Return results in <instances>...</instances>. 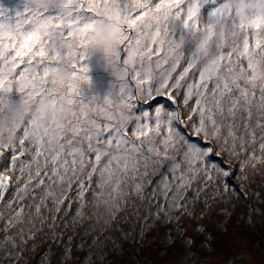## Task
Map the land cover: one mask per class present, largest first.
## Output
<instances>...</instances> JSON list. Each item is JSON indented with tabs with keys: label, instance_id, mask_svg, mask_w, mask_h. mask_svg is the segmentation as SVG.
Returning <instances> with one entry per match:
<instances>
[{
	"label": "snow or ice",
	"instance_id": "1",
	"mask_svg": "<svg viewBox=\"0 0 264 264\" xmlns=\"http://www.w3.org/2000/svg\"><path fill=\"white\" fill-rule=\"evenodd\" d=\"M69 5L42 12L25 3L15 15L0 7V115L17 104L14 94L30 112H72L63 123L34 116L16 128L15 143L0 144L5 247H18L8 230L23 232L26 219L31 240L36 221L55 227L90 205L112 216L134 197L170 220L169 210L189 214V202L235 195L231 181L264 164V0ZM112 19L122 22L113 68L127 75L103 98H85L88 40Z\"/></svg>",
	"mask_w": 264,
	"mask_h": 264
},
{
	"label": "rangeland",
	"instance_id": "2",
	"mask_svg": "<svg viewBox=\"0 0 264 264\" xmlns=\"http://www.w3.org/2000/svg\"><path fill=\"white\" fill-rule=\"evenodd\" d=\"M0 7L8 10L13 7L19 12L24 10L19 7V0H0ZM88 66L90 70L105 71L103 62L95 59H90ZM108 73H110V81L115 82L110 70ZM12 100L14 103H19V95ZM227 164L228 162L225 161L224 166L227 167ZM247 172L246 181L239 178L231 181L236 186L237 193L226 198H217V204L213 210L206 211V214L195 212L193 207L188 205L189 214L187 215L169 210L168 215L171 217L169 220L164 213L157 217L154 211L149 212L148 205L141 206L140 201L133 197L131 198L132 203L127 206L122 204L120 211L112 216L110 214L101 215V212H96L90 205L82 219L73 220L72 214H68L67 218L60 216L55 227L52 226L50 219L43 224L36 221L34 227L41 230L33 232L34 239L31 240H27V237L29 228L33 225L29 224L26 219L22 225L23 232L17 230L21 225L8 230L15 235L17 248L10 245L5 247L4 225L0 223V264H66L72 262L73 264H105L103 260L106 256L112 259L111 254L116 255V264H146L147 260L143 259L146 253L159 248L165 250L169 241L167 239L170 236H173V242L168 243L165 255L159 258L155 252H151L149 256L152 259L151 262L162 264L164 260L170 258L173 261L177 258L175 264H264V247L262 246L264 231L261 233L260 227L249 226L252 233H260L261 242L259 243L257 235H249L246 229L237 232L236 228V219L244 228L241 213H252L256 220L264 221V164L254 170L249 167ZM9 183L10 193L8 195H11V188L15 185L11 181ZM205 194L201 193V196ZM188 195L189 197L194 196L192 191ZM75 200L74 196L73 213L76 206ZM221 201H225V208H230L233 213L231 215H234L230 219V225L229 221L224 222V218L220 219V216L226 213V211L218 210L224 208ZM152 203L155 206V200ZM250 208L253 211H250ZM52 211L55 214V210ZM207 213L209 215L207 218L204 216L198 218L199 215H207ZM25 215L34 216L35 213L34 211L29 213L26 209ZM47 215L48 213L45 212L46 217ZM237 215L240 216L236 218ZM222 223L225 225L228 223L227 228H222ZM147 225L152 228L156 227L150 236L147 235ZM162 232L167 235V239L164 236V239L161 238ZM22 237L27 240L26 244L21 243ZM69 237L72 240H69ZM130 237L133 238V246H129ZM186 238H191L194 243L191 246L188 245L185 242ZM180 241L185 244L181 245ZM213 241H218V245H211ZM64 243L67 246L63 245ZM67 243L69 245L73 243L75 251ZM36 244L39 248L31 251L30 248ZM135 245L139 251V258L135 255L136 248L133 249ZM21 249L23 250L22 255H17ZM66 249H70V255L66 254ZM198 251L202 252L198 255ZM8 252L12 255H6ZM80 257L82 261L78 260Z\"/></svg>",
	"mask_w": 264,
	"mask_h": 264
},
{
	"label": "clouds",
	"instance_id": "3",
	"mask_svg": "<svg viewBox=\"0 0 264 264\" xmlns=\"http://www.w3.org/2000/svg\"><path fill=\"white\" fill-rule=\"evenodd\" d=\"M31 8L47 12L56 10L58 12H67L69 10V0H25ZM122 22L116 19L105 20L99 25L95 32L90 35L88 40V52L90 58H98L103 62L104 70L111 71L115 82L122 83L127 75L126 69H121L118 73L113 68L115 61V53L121 39ZM63 77L57 79V86H60ZM38 116L42 123H50L55 119L57 122L63 123L72 119V112L69 108H65L63 112L53 116L50 109L41 108L33 109L31 112L22 104L8 105L3 107V113L0 115V144L11 145L15 143V130L27 120ZM47 134L51 137L52 128H46ZM111 209H105L101 215L109 214Z\"/></svg>",
	"mask_w": 264,
	"mask_h": 264
},
{
	"label": "trees",
	"instance_id": "4",
	"mask_svg": "<svg viewBox=\"0 0 264 264\" xmlns=\"http://www.w3.org/2000/svg\"><path fill=\"white\" fill-rule=\"evenodd\" d=\"M261 166V164L260 165H258L257 167H260ZM256 167V168H257ZM12 183V182H11ZM192 193H193V195H194V191H192ZM217 198H221L220 196H216V197H214V198H212V199H209L206 203H205V201L203 200V199H200V200H197L195 203H192V202H189V205L190 206H192L193 207V210H195V212L196 211H199V212H202V213H204L205 212V214H206V211H208V212H210L211 210H213V207H215V205L217 204ZM223 204H224V208L222 207V208H220V209H218L219 211H226V213H223V215H221L220 216V219L221 218H224V222H226V221H229V225H230V219H231V217L232 216H234V215H231V214H233L232 213V211H231V209L230 208H225L226 207V204H225V201H221ZM250 211H253V209L252 208H250ZM226 214V215H225ZM247 214H249V215H247ZM206 217L207 218V216H209L208 215V213H207V215H199L198 216V218L199 217ZM238 216H240V215H237L236 216V218H238ZM194 217H196V216H194ZM243 219H245V220H243ZM241 220L244 222V228H243V226H240L239 225V222H238V220L236 219L235 221H236V224H237V226H236V228H237V232L238 231H240V230H245L246 229V231H247V233L249 234V235H257V241L260 243L261 242V238L259 237V235H260V233H258V232H251V228L249 227V226H256L257 228L258 227H260L259 228V230L261 231V233L264 231V228H263V226H264V221H258V220H256L255 218H254V216L252 215V213H245V214H243V213H241ZM138 226V225H137ZM221 226H222V228H224V227H226L227 228V226H228V223H227V225H225L224 223H222L221 224ZM160 228H162V227H160ZM220 228V227H219ZM147 235H151L152 233H153V231L156 229V227L154 226L153 228H152V226H148L147 225ZM248 229H249V232H248ZM52 233V232H51ZM51 233H50V237L52 236L51 235ZM127 233V232H126ZM160 235H162V239H164V237L166 238V234L164 233V232H162ZM197 235V234H196ZM148 236V237H149ZM164 236V237H163ZM171 238V239H170ZM170 238H166L167 240H169L168 242H167V246H168V243H171V242H173V236H170ZM130 244H129V246H133V238L132 237H130ZM180 239V238H179ZM178 239V240H179ZM72 240V239H71ZM52 242H54V240L52 241ZM69 242V241H68ZM75 243V242H74ZM181 245H184L185 243H183L182 241H180L179 242ZM68 244V243H67ZM63 245H65V246H67L65 243L63 244ZM211 245H213V246H215V245H218V241H216V242H212V244ZM68 246H70V248H72L74 251H75V247H74V244L73 243H70V245L68 244ZM166 246V247H167ZM263 247H264V244L262 245ZM166 247H165V250H163V249H161V248H159V249H153L152 251H148L147 253H146V256H145V258H143L144 260H147V263L146 264H150V263H153V264H155V262H151L152 261V259L149 257V256H151L150 255V253L151 252H155L156 253V256H158L159 258L160 257H163L164 255H165V252H167L166 251ZM37 248H39V246H38V244H36V245H34V246H32L30 249H31V251H33V250H36ZM136 248V252H135V255H136V257H138L139 258V251H138V249H137V247H136V245L133 247V249H135ZM205 250H207V249H205ZM77 251V250H76ZM202 251H198L197 252V254L199 255V253H201ZM205 252H207V251H205ZM73 254H74V252H73ZM196 254V255H197ZM111 258L112 259H110L108 256H106L105 257V259L103 260V263L104 262H106L105 264H116L117 263V258H116V255L115 254H111ZM149 258V259H148ZM66 260V259H65ZM78 260L79 261H82L83 259H82V257H80V258H78ZM75 261V260H74ZM176 261H177V258H175V259H173V261H171L170 260V258L169 259H167V260H164L163 261V263H162V261H161V263L162 264H175L176 263ZM51 264H54V263H51ZM64 264V263H63ZM66 264H73V262L72 263H66ZM184 264V263H183Z\"/></svg>",
	"mask_w": 264,
	"mask_h": 264
}]
</instances>
